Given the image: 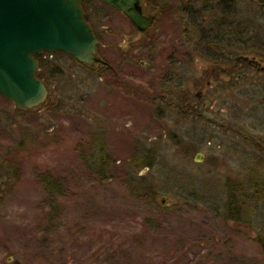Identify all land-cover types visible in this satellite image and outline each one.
I'll return each mask as SVG.
<instances>
[{"label":"rangeland","instance_id":"1","mask_svg":"<svg viewBox=\"0 0 264 264\" xmlns=\"http://www.w3.org/2000/svg\"><path fill=\"white\" fill-rule=\"evenodd\" d=\"M249 1H240L248 12ZM180 2L193 11L203 5L143 1L157 20L140 35L122 12L87 0L102 63L61 59L62 76L48 81L47 99L33 109L0 95V161L24 143L20 180L0 191V264H264L256 241L264 234V71L240 64L233 79L217 65L218 77L208 79L217 66L192 52L195 109L164 112L157 97H169L177 30L189 28V50L198 35ZM254 17L262 25L264 15ZM253 60L264 67V58ZM94 140L110 156L104 178L93 166ZM44 172L66 189L56 206L38 180ZM229 186L243 203L236 220L226 207Z\"/></svg>","mask_w":264,"mask_h":264},{"label":"water","instance_id":"2","mask_svg":"<svg viewBox=\"0 0 264 264\" xmlns=\"http://www.w3.org/2000/svg\"><path fill=\"white\" fill-rule=\"evenodd\" d=\"M100 1L122 12L138 32L151 27L156 18L143 14L140 0ZM81 2L0 0V95L17 109H33L48 97L47 85L36 76L35 55L61 51L87 66L101 62L96 55L98 40L85 22Z\"/></svg>","mask_w":264,"mask_h":264},{"label":"trees","instance_id":"3","mask_svg":"<svg viewBox=\"0 0 264 264\" xmlns=\"http://www.w3.org/2000/svg\"><path fill=\"white\" fill-rule=\"evenodd\" d=\"M86 1H82L81 7L85 14V22H88L93 30V24H91L92 22L89 20L86 10ZM140 1L142 3L145 0ZM200 1L203 5L199 10L193 11L188 9V13H186L192 27L198 32L197 39H195L196 42L193 43L195 48L193 50H197L192 53L194 56L196 54L213 65L223 66L220 70L224 73L230 72L233 79L235 78L234 75L238 73L239 69L237 67L240 64L248 65L243 60L244 57L251 56L249 59H255L258 56L264 58V21L261 25L254 19L257 11H260L264 15V0H250L248 4L254 6L252 8L253 11L249 10V12L247 11L248 7L241 6V0L232 2H226L224 0H215L214 2L211 0ZM167 6L165 3L161 4V8ZM93 33L95 35L94 31ZM61 59L64 61L78 62L72 55L61 51L54 53L42 52L35 55V60L38 63L36 76L47 87L49 80L62 76L63 66H61ZM103 68L105 67L103 66ZM165 81H168V77H166ZM93 147V150H95L92 160L93 166L95 168L98 166L96 172L102 174L100 177L104 178L105 171L103 170L105 166L111 163L110 156L105 152V145L103 143L101 144L98 140H94ZM23 149L24 143L20 141L17 143L15 149H9L5 154V158L1 159L0 173H3L2 176H5L6 179H0V191L4 187L6 193H9L20 180V162L16 158ZM142 163L145 166L148 165L146 161ZM38 178L40 184H42V187L51 199V205L56 206L55 196H64L66 193L63 183L53 178L48 172L41 173ZM229 187L226 207L230 219L236 220L237 217H235V214L239 210L240 203H242L240 200L241 196L239 194L240 192L238 193L234 187ZM6 193L3 195H6ZM0 200L2 199L0 198ZM256 241L261 245L260 247L264 254V234L258 233Z\"/></svg>","mask_w":264,"mask_h":264},{"label":"flooded vegetation","instance_id":"4","mask_svg":"<svg viewBox=\"0 0 264 264\" xmlns=\"http://www.w3.org/2000/svg\"><path fill=\"white\" fill-rule=\"evenodd\" d=\"M83 1V0H82ZM82 3V2H81ZM141 7H142V12L144 15H150L152 13H148L146 11H143V6L142 3L140 1ZM179 6H181L180 9H183L182 14H184V18L183 22H185V20L187 21V23L189 22L188 20V15L186 13H188V9H186V7L183 6V3L180 2ZM183 6V7H182ZM82 8V7H81ZM83 10V9H82ZM84 12V11H83ZM84 14V13H83ZM85 16V14H84ZM156 17V15H155ZM186 17V18H185ZM155 20H157V17L155 18ZM155 20L153 22V24L155 23ZM131 23V22H130ZM132 24V23H131ZM153 24L151 25V27L153 26ZM178 24H183L180 20V22ZM189 24V23H188ZM147 28L145 31L143 32H138L140 35H146L150 30V28ZM187 29H189L187 26H183L181 30H177V33L175 35V38L173 40V44L174 47L172 48V56L168 59V65L166 68V74L168 77V81H166L165 83H167L169 90L167 91V93L169 94V97L167 95L161 94L160 96H158L157 98L159 99L160 102H162L163 104H165V111L164 112H168V113H174V114H181L183 116L185 115H189L191 113H193L194 109H195V105H190V100H192L191 96H190V69H191V64H190V54L192 52H196L197 50H193L195 48H193L192 50H189V36L186 33V31H188ZM182 35V36H181ZM181 56V57H180ZM132 60H135V58H132ZM247 64L251 67H256L258 68L259 65H255V64H250L247 61ZM103 66L106 68V70L110 71L111 70V66L105 61L103 63ZM264 71V67H262ZM220 67L217 66L212 68V70H208V79L211 78H216L218 77L217 74V70H219ZM192 70V69H191ZM220 71V70H219ZM207 85H210V81L207 80L206 81ZM202 86V85H201ZM197 95L196 98L197 99H201L202 98V91H197ZM169 98L167 100H165L164 98ZM181 104V105H179ZM203 107V106H202Z\"/></svg>","mask_w":264,"mask_h":264},{"label":"bare ground","instance_id":"5","mask_svg":"<svg viewBox=\"0 0 264 264\" xmlns=\"http://www.w3.org/2000/svg\"><path fill=\"white\" fill-rule=\"evenodd\" d=\"M94 34V33H93Z\"/></svg>","mask_w":264,"mask_h":264}]
</instances>
